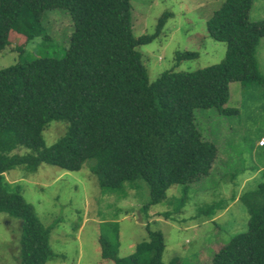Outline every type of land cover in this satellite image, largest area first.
<instances>
[{
  "label": "trees",
  "instance_id": "16d2710c",
  "mask_svg": "<svg viewBox=\"0 0 264 264\" xmlns=\"http://www.w3.org/2000/svg\"><path fill=\"white\" fill-rule=\"evenodd\" d=\"M253 3L226 0L207 22L210 37L227 45L221 63L191 72L167 70L153 81L141 48L161 36L172 18L169 11L154 35L138 38L132 0H0V53L10 49L12 37L24 36L26 44L49 40L48 11L64 9L73 23L64 57L22 58L0 69V214L22 223L19 264H47L56 254L50 245L53 227L41 224L19 189H9L4 177L9 170L25 166L35 173L45 163L76 172L93 160L90 171L102 188L146 180L147 209L166 200L170 187L187 190L211 177L219 147L201 130L195 112L217 107L235 114L238 108L227 104L231 83L264 86L257 60L264 21H250ZM197 56L184 52L176 58L180 63ZM52 122L67 128L48 147L43 132ZM23 148L29 152L19 154ZM240 199L248 229L215 253L212 264H264V171L257 187ZM101 245L103 258L115 264H165L161 232H149V240L128 257L119 256V243L101 239Z\"/></svg>",
  "mask_w": 264,
  "mask_h": 264
},
{
  "label": "rangeland",
  "instance_id": "374dc122",
  "mask_svg": "<svg viewBox=\"0 0 264 264\" xmlns=\"http://www.w3.org/2000/svg\"><path fill=\"white\" fill-rule=\"evenodd\" d=\"M225 1L132 0L138 38L154 35L164 12L172 14L161 36L141 48L151 80L156 81L167 70L191 72L224 60L227 45L210 37L207 22ZM249 18L251 22L264 21V0H254ZM44 25L49 40L38 38L26 44L24 36L12 37L10 49L0 53V69L17 65L22 58L64 57L73 31L68 11H48ZM22 45L23 52L15 51ZM184 52L198 56L179 63L177 54ZM257 60L264 76V37ZM227 104L238 112L224 115L217 107L195 112L201 130L219 147L211 177L187 190L182 185L170 187L166 200L150 209L146 207L151 186L146 180L125 182L120 189L102 188L90 171L93 160H86L76 172L45 163L35 173H28L25 166L5 172L9 189H19L41 224L53 227L50 245L56 258L47 264H115L103 258L101 239L119 243V256L128 257L149 240V232L162 233L165 264L174 259L184 264H212L215 253L247 231L249 214L240 197L257 187L264 171V145L260 146L264 139V86L231 83ZM66 128L63 122L50 123L43 132L46 146L64 136ZM26 152L29 150L23 148L19 154ZM210 210L214 215H206ZM21 235V221L0 214V264H19Z\"/></svg>",
  "mask_w": 264,
  "mask_h": 264
},
{
  "label": "built area",
  "instance_id": "2783aa9c",
  "mask_svg": "<svg viewBox=\"0 0 264 264\" xmlns=\"http://www.w3.org/2000/svg\"><path fill=\"white\" fill-rule=\"evenodd\" d=\"M264 145V139L260 142V146Z\"/></svg>",
  "mask_w": 264,
  "mask_h": 264
},
{
  "label": "crops",
  "instance_id": "0c3cea01",
  "mask_svg": "<svg viewBox=\"0 0 264 264\" xmlns=\"http://www.w3.org/2000/svg\"><path fill=\"white\" fill-rule=\"evenodd\" d=\"M260 148H263V147H260Z\"/></svg>",
  "mask_w": 264,
  "mask_h": 264
}]
</instances>
